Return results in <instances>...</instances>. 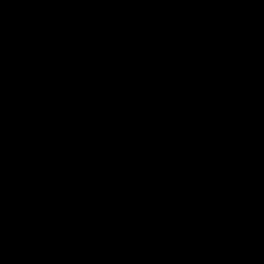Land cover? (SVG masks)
I'll use <instances>...</instances> for the list:
<instances>
[{
	"label": "water",
	"instance_id": "obj_1",
	"mask_svg": "<svg viewBox=\"0 0 264 264\" xmlns=\"http://www.w3.org/2000/svg\"><path fill=\"white\" fill-rule=\"evenodd\" d=\"M0 264H264L79 0H0Z\"/></svg>",
	"mask_w": 264,
	"mask_h": 264
}]
</instances>
